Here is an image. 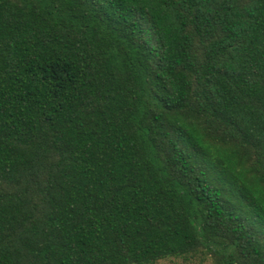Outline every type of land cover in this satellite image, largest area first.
Segmentation results:
<instances>
[{
    "label": "trees",
    "instance_id": "trees-1",
    "mask_svg": "<svg viewBox=\"0 0 264 264\" xmlns=\"http://www.w3.org/2000/svg\"><path fill=\"white\" fill-rule=\"evenodd\" d=\"M264 264V0H0V264Z\"/></svg>",
    "mask_w": 264,
    "mask_h": 264
},
{
    "label": "rangeland",
    "instance_id": "rangeland-1",
    "mask_svg": "<svg viewBox=\"0 0 264 264\" xmlns=\"http://www.w3.org/2000/svg\"><path fill=\"white\" fill-rule=\"evenodd\" d=\"M157 264H212L210 261L183 260L182 258H168L159 261Z\"/></svg>",
    "mask_w": 264,
    "mask_h": 264
}]
</instances>
